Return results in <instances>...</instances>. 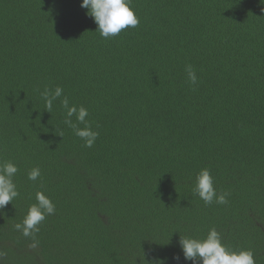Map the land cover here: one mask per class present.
Listing matches in <instances>:
<instances>
[{"label": "trees", "instance_id": "obj_1", "mask_svg": "<svg viewBox=\"0 0 264 264\" xmlns=\"http://www.w3.org/2000/svg\"><path fill=\"white\" fill-rule=\"evenodd\" d=\"M80 5L0 0V164L19 169L0 264H192L181 237L213 227L264 264V0H131L138 26L108 39ZM46 86L88 109L91 148ZM202 168L227 204L193 194ZM37 191L56 211L33 249L14 226Z\"/></svg>", "mask_w": 264, "mask_h": 264}, {"label": "clouds", "instance_id": "obj_2", "mask_svg": "<svg viewBox=\"0 0 264 264\" xmlns=\"http://www.w3.org/2000/svg\"><path fill=\"white\" fill-rule=\"evenodd\" d=\"M262 3V0H261ZM81 8L87 9V15L93 18L98 25L97 31L101 37L108 39L117 36L122 30L129 27L135 28L139 18L131 7V0H81ZM185 73L190 85L198 83V77L192 65L185 66ZM63 88L56 86L54 89L45 87L41 97L45 102L47 112H51L55 101L60 99V104L65 109L64 123L73 130L74 135L84 141V146L91 148L96 142L99 132L94 131L92 122L86 119L89 115L84 106L77 107L70 104L69 98L63 95ZM75 117V122L73 121ZM83 125V127H80ZM62 135V133H61ZM18 166L11 161L0 164V209L19 196L13 177L18 172ZM41 176L39 167H34L28 172V179L36 181ZM214 180L208 168H202L195 176L193 194L204 201L206 205L213 202L227 204L229 193H217ZM56 211L54 203L43 192L37 191L36 203L32 204L22 223L15 224V229L26 238H31L30 248L38 246V225L46 216ZM180 246L183 257L192 264H256L254 253L251 249L230 250L222 243L220 233L215 227L211 228L204 239L181 237ZM4 253L0 252V256ZM175 259L179 260V257Z\"/></svg>", "mask_w": 264, "mask_h": 264}]
</instances>
